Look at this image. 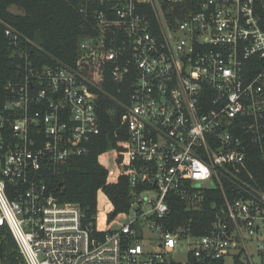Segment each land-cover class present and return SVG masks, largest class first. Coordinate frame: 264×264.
<instances>
[{
	"label": "built area",
	"instance_id": "built-area-1",
	"mask_svg": "<svg viewBox=\"0 0 264 264\" xmlns=\"http://www.w3.org/2000/svg\"><path fill=\"white\" fill-rule=\"evenodd\" d=\"M81 11L90 29L75 64H39L20 49L19 79L6 86L0 264H236L237 256L256 264L249 240L264 264V192L249 166L255 152L264 157V28L255 0H85ZM6 35L18 47L21 36ZM107 68L117 85L129 78L127 102L105 90ZM101 95L124 112L121 172L131 186L125 220L105 227L49 185L100 135ZM211 189L223 205L205 234L164 227L173 199L197 210ZM184 241L187 261L176 262Z\"/></svg>",
	"mask_w": 264,
	"mask_h": 264
},
{
	"label": "trees",
	"instance_id": "trees-1",
	"mask_svg": "<svg viewBox=\"0 0 264 264\" xmlns=\"http://www.w3.org/2000/svg\"><path fill=\"white\" fill-rule=\"evenodd\" d=\"M84 4L85 0H0V109L9 97L7 84L19 79V66L23 63L20 49L26 50L39 64L56 61L75 64L79 41L90 29L81 11ZM12 6L21 12H13ZM255 7L264 28V0H255ZM7 28L21 36L18 47L10 43ZM107 70L105 90L127 102L131 90L129 78L117 85L111 81L110 69ZM118 88L122 89L121 93ZM97 107L100 135L95 138L87 155L65 162L61 171L49 179V185L59 201L77 203L86 221L95 224L97 217V221L105 227L129 210L131 186L127 176L121 172L128 129L121 119L123 109L116 106L113 100L101 95ZM109 153H112L113 166L107 162ZM249 166L255 188L264 192V157L255 152L251 155ZM225 188L231 191V188ZM170 205L173 217L164 221L165 228L175 230L180 225L189 224L195 235H202L211 227L216 212L223 205V197L220 189H211L197 210L177 198ZM7 240L15 247L11 233L6 234L4 241ZM189 259L194 260L192 256ZM236 264H244L239 256Z\"/></svg>",
	"mask_w": 264,
	"mask_h": 264
},
{
	"label": "rangeland",
	"instance_id": "rangeland-1",
	"mask_svg": "<svg viewBox=\"0 0 264 264\" xmlns=\"http://www.w3.org/2000/svg\"><path fill=\"white\" fill-rule=\"evenodd\" d=\"M11 10L13 12H21L15 6H12ZM107 162H108L109 166H113L114 161L112 159V153L108 154ZM119 220L121 222H123L125 220V218L123 216H121L119 218ZM187 247H188V244L186 241H184L181 244V248H183L184 251L173 252V258L176 260V262H186L187 261V254H186ZM246 247L249 249V252L253 254L252 261H254V263H256V264H260L261 254H259L255 249V240H253V241L249 240L246 244ZM243 262H244V264H249L248 260H246V259H244ZM225 264H234L232 257H227Z\"/></svg>",
	"mask_w": 264,
	"mask_h": 264
}]
</instances>
